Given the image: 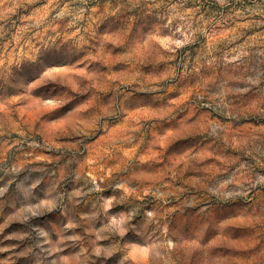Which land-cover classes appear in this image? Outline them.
Segmentation results:
<instances>
[{
    "label": "clouds",
    "instance_id": "1",
    "mask_svg": "<svg viewBox=\"0 0 264 264\" xmlns=\"http://www.w3.org/2000/svg\"><path fill=\"white\" fill-rule=\"evenodd\" d=\"M104 34L130 79L51 80ZM38 99L77 137L43 164ZM0 113V264H264V0H0Z\"/></svg>",
    "mask_w": 264,
    "mask_h": 264
},
{
    "label": "rangeland",
    "instance_id": "2",
    "mask_svg": "<svg viewBox=\"0 0 264 264\" xmlns=\"http://www.w3.org/2000/svg\"><path fill=\"white\" fill-rule=\"evenodd\" d=\"M103 27V24L100 25ZM109 38L104 42V45L101 46L99 42L96 43V48L94 50L95 53H98L95 59H93L92 64L100 65L101 71L106 73L104 79H101L97 76V73L93 69L92 65H88L85 67L84 65L78 66L77 69H73L71 67H65L62 69L53 70L48 75L51 80L55 82L57 79L65 80L66 83L63 85L64 87L76 89L80 86L81 81L77 79L78 76L82 77V79L87 80L90 78H94V84L96 86V90L104 93L105 95H111L113 88L115 85L120 84L122 80L130 79L129 74L125 69H120L118 66L124 61L117 59L115 63H113V55L114 53L109 51V48L113 47V41L116 39L111 34H104ZM160 45L165 50L169 47V41L167 38H160ZM115 47H120L119 44H115ZM160 63L163 64L164 60L161 58ZM170 63V61H169ZM111 66V71H108ZM106 81H110L111 83H106ZM134 84L135 81H132ZM121 87H124L121 84ZM175 90L169 91L168 94V103H175L177 105H182V103L186 102L184 97L177 92L173 95ZM82 95L88 96L87 93H81ZM22 107V106H21ZM56 105L52 102L47 104H42L39 102V99L34 102L30 109L24 112L23 117H20L19 113L10 114L12 115V120L16 121L17 127L16 130L11 131V137L13 139L22 138L27 131H34L36 133L37 143H43L47 141L48 144L51 145L49 148L39 149L38 152L35 153V160H30V163L33 164H43L51 160V154L53 152H57L63 145L73 143L77 137H74L68 132V123L69 118L66 116L61 118L60 120H49L48 116L52 111L56 110ZM88 106L86 103L82 102L81 111L87 112ZM2 115V113H0ZM150 115L149 110H145L143 113H140L138 110H130L128 114V120L130 123H135L137 120H141L143 117H147ZM20 119H24L29 122L30 127L27 129L25 126L20 125ZM89 118L85 116L76 117L77 122L80 120H84L87 122ZM2 132V129H0ZM8 138V133H3L0 135V145H2L3 140ZM31 139V138H30ZM102 147V146H101ZM3 151V148L0 147V152ZM23 151V149H21ZM94 158L89 160V163H93Z\"/></svg>",
    "mask_w": 264,
    "mask_h": 264
}]
</instances>
